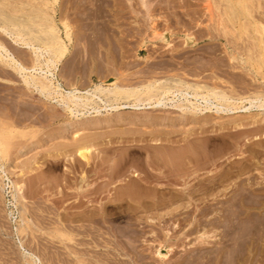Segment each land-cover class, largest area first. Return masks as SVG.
Wrapping results in <instances>:
<instances>
[{"label": "rangeland", "instance_id": "rangeland-1", "mask_svg": "<svg viewBox=\"0 0 264 264\" xmlns=\"http://www.w3.org/2000/svg\"><path fill=\"white\" fill-rule=\"evenodd\" d=\"M42 24L51 97L0 65V264H264V109L214 108L264 103V0H0V27ZM55 83L127 98L77 119Z\"/></svg>", "mask_w": 264, "mask_h": 264}, {"label": "bare ground", "instance_id": "bare-ground-1", "mask_svg": "<svg viewBox=\"0 0 264 264\" xmlns=\"http://www.w3.org/2000/svg\"><path fill=\"white\" fill-rule=\"evenodd\" d=\"M18 15V14H17ZM249 16V15H247ZM48 18V17H47ZM17 21V20H16ZM248 24V23H247ZM43 25V24H42ZM49 26V25H48ZM46 27L44 29V25L43 26H40V28H43L42 30L40 29H33V31H30L29 29H25L26 32H28V35L27 37L22 33V29H13V32H11V30L9 28H6L5 26L4 27H0V34H2L3 36L5 37H8V38H11V40L13 41V44L17 47H21L22 50H28L30 51V54L28 56L31 57V61L29 60H25L26 61H29V66H28V63H24L23 61H21V59L19 60L17 58V55H14L10 48L5 44V42L3 41V43L0 42V65L1 66H4V67H7L9 68L10 70H12L13 72H16L17 74H19L18 76H20L25 85L28 87V88H32V89H36V91H40L43 95H45L44 93L46 92L48 94V96L51 97L52 93L50 94V89L53 88L50 86H54V83L53 81L56 79L55 78V75L49 71V68L48 71H45L43 68H42V64H43V61L45 60V58H50V62L54 63L53 61V58H57V59H60L62 60L64 55H63V46L60 42V39L59 37L57 36V34L55 33V31L53 30V28L51 27ZM245 26V25H244ZM73 33V32H72ZM68 37H70L68 34H67ZM2 36H0V39H1ZM4 39V37H2ZM2 39V40H3ZM73 39V38H72ZM6 40V39H5ZM70 40V39H69ZM118 42V41H117ZM264 43V42H262ZM12 44V43H11ZM112 44V43H111ZM41 45L46 47V49H42L41 48ZM263 45V44H262ZM257 48V47H256ZM24 52V51H23ZM15 53V52H14ZM26 54V53H25ZM24 54V55H25ZM255 55V54H254ZM25 57V56H24ZM22 57V58H24ZM28 59V58H26ZM24 60V59H23ZM48 60V59H47ZM49 61V60H48ZM45 63V62H44ZM89 63V62H88ZM57 64V63H56ZM111 64V63H110ZM46 65V64H44ZM54 65V64H53ZM119 75V74H118ZM72 76V75H71ZM151 76V75H150ZM177 77V76H176ZM70 80V79H69ZM160 81V80H159ZM163 81V80H162ZM68 82V81H67ZM161 82V81H160ZM167 82V81H166ZM165 82V83H166ZM184 82V81H183ZM70 83V82H69ZM56 84V83H55ZM80 84V83H79ZM82 84V83H81ZM57 85V89L56 91H58L59 93L58 96H62L65 100H63L62 104H64V106L70 110V114L73 115L74 118H77L79 119L80 117H82L84 114H80V112L82 111H85L86 109H88L90 106H92V104H94L96 106V101H98V103H103L105 104V100L107 102H110L111 101H120L121 100V97H124L126 96V90L120 88L117 86V83H114L112 85H108L109 87L105 88L103 86H96L94 89H90L86 92H82V90L80 91L79 89H76V88H73L72 90L70 91H65V95L61 94L60 92L63 91L61 89V86L59 84H56ZM55 85V86H56ZM136 85V84H135ZM127 86V85H126ZM149 86V85H148ZM73 87V86H72ZM79 87V86H78ZM86 87V86H85ZM89 87V86H88ZM133 87V86H132ZM179 87V86H178ZM127 88V87H126ZM154 88V87H153ZM153 88H148L146 89L147 93L150 95V93H154L153 91ZM177 88V87H176ZM190 87H187V90L189 89ZM169 89V88H168ZM175 90V89H174ZM196 90V89H195ZM128 91V90H127ZM166 91V90H165ZM182 91V90H181ZM180 90H176V93L175 94H180L182 95V97H188L190 96L188 93H184L183 91L181 92ZM213 91V90H212ZM31 92V91H30ZM130 92V90H129ZM161 92V91H160ZM40 93V94H41ZM63 93V92H62ZM171 93V91H166L164 92V95L166 94H169ZM196 93V92H195ZM199 94V92H198ZM215 98L219 101V102H222L223 104L224 103H229L230 102V98H227L225 96V94H219V93H216L214 92L213 93ZM140 95V94H139ZM174 95V94H173ZM185 95V96H184ZM48 96H46V99H49L47 98ZM56 96V95H55ZM152 96V95H151ZM175 96V95H174ZM193 96V95H192ZM204 96V95H203ZM153 97V96H152ZM178 97V95H177ZM57 98V96H56ZM59 98V97H58ZM57 98V99H58ZM127 98V96H126ZM139 98V97H138ZM196 98V99H195ZM201 98V97H200ZM199 98V100H201ZM205 98V97H204ZM55 99V98H54ZM56 99V100H57ZM61 99V98H60ZM153 99V98H152ZM166 99V98H165ZM188 99V98H186ZM194 99L195 100H198V95L194 96ZM258 99V98H257ZM185 100V99H184ZM183 100V101H184ZM51 101V100H50ZM58 101V100H57ZM151 101V100H149ZM148 101V103H150ZM170 101V100H169ZM175 101V100H174ZM183 101H181L183 103ZM202 101V100H201ZM217 101V102H218ZM233 101V100H232ZM240 101V100H239ZM250 101V100H249ZM257 101V100H256ZM259 101V100H258ZM257 101V102H258ZM61 102V100H60ZM106 102V103H107ZM136 102V101H135ZM152 102V101H151ZM200 102V101H199ZM203 102L206 104V105H211V103H209V101H207L206 99L203 100ZM235 102V101H234ZM247 102V101H246ZM118 103V102H117ZM116 103V104H117ZM147 103V102H146ZM163 103V102H162ZM175 103V102H174ZM184 103H188V105H190V108L189 107H186L184 106L183 104L178 107L179 111H186V112H190V113H198V112H203L202 109L198 108L200 106H196L195 104L191 103V101L189 100H185ZM198 103V102H197ZM203 103V104H204ZM249 103V102H248ZM113 104V103H112ZM115 104V103H114ZM143 104V102H142ZM156 104V103H155ZM200 104V103H199ZM73 106V108H71V106ZM119 105V104H118ZM161 105V104H160ZM222 105V104H221ZM230 105V104H229ZM234 105V104H232ZM140 103L138 105H134L133 108H136V109H139L140 107ZM143 106V105H142ZM146 106V105H145ZM150 106V105H148ZM147 106V107H148ZM154 106V105H153ZM225 106V105H224ZM223 105L222 106H216L214 107L216 109L215 113H226L229 112H234L233 114L237 113V111H242V110H250V109H253V108H257V109H264V103H261L260 102V105H256L255 103V100L254 101H250V107L247 108V107H241V108H236V109H232V108H227V107H224ZM236 106V105H235ZM94 107V106H93ZM98 107V104L97 106ZM151 107V106H150ZM161 107V106H160ZM238 107V106H237ZM95 108V107H94ZM93 108V111L96 110ZM119 108H121V106H116V107H111V110H118ZM142 108V107H141ZM210 108V107H209ZM208 108V109H209ZM108 109V108H107ZM144 110V109H142ZM88 111V110H87ZM86 112V111H85ZM97 114L100 113L99 111H95ZM106 112V111H105ZM115 112V111H114ZM89 113V112H88ZM94 117V116H93ZM96 117H98L96 115ZM76 119V120H77ZM117 119V118H116ZM93 120V119H92ZM90 121V126H96V123H98L99 121L98 120H93V121ZM100 120V119H99ZM103 121V120H102ZM110 122V121H109ZM118 122V121H117ZM88 123V122H87ZM88 123V124H89ZM101 122H99L100 124ZM82 124V123H81ZM79 124L77 125V127L75 126V128H73V134L74 138L75 139L77 137V131L80 130V128L82 127V125ZM98 125V124H97ZM88 126V125H87ZM80 127V128H79ZM81 129H84V128H81ZM144 132V131H143ZM126 133V132H125ZM81 134V133H80ZM131 134V133H130ZM69 135V134H68ZM89 137V136H88ZM78 138V137H77ZM91 139V138H90ZM84 140V139H82ZM92 140V139H91ZM94 140V139H93ZM185 140V139H184ZM86 141V140H85ZM144 141V140H143ZM80 142V140H79ZM89 142V140H88ZM77 143V142H75ZM6 144V143H5ZM80 144V143H79ZM85 144V142H84ZM8 145V144H7ZM81 145V144H80ZM90 149V148H89ZM89 149H81L78 151V156L79 158L82 160V162H86L87 165L89 164V161H90V158H89V155H90V150ZM195 149V148H194ZM194 151V150H193ZM77 152V151H76ZM57 155V154H56ZM159 156V155H158ZM139 157V156H138ZM138 159V158H137ZM180 159V158H179ZM165 160V159H164ZM127 161V160H126ZM144 161V160H143ZM108 162V161H107ZM128 162V161H127ZM169 162V161H168ZM162 165L164 164V161L162 160ZM178 165V164H177ZM27 166V165H26ZM115 167V166H114ZM148 167V166H147ZM166 167V166H165ZM164 168V167H163ZM106 169V168H105ZM161 169V167L159 168ZM151 170V169H150ZM156 170V169H155ZM162 170V169H161ZM155 172V171H154ZM134 174V173H133ZM136 174V173H135ZM147 175V174H146ZM136 177H139L138 175L135 176ZM190 177V176H189ZM164 178V177H163ZM125 184V183H124ZM124 188V187H123ZM128 189V188H127ZM45 190V189H44ZM186 191V190H185ZM260 193V192H259ZM131 194V193H130ZM143 197V196H142ZM183 197V196H182ZM245 201L244 203H254L252 200L253 198H251L249 195H246L245 196ZM112 200V199H111ZM119 200V199H118ZM169 200V199H168ZM154 201V200H153ZM149 202V201H148ZM112 203V202H111ZM256 203V202H255ZM164 204V203H163ZM240 204V203H239ZM258 204V202H257ZM244 206V205H243ZM251 206V205H250ZM254 206V205H253ZM249 207V206H248ZM246 208V207H245ZM244 209V208H243ZM249 208H247L248 210ZM250 212V211H249ZM247 213V211L245 213H243L244 215ZM251 213V212H250ZM248 214V213H247ZM243 215V217H244ZM249 216V214H248ZM246 217V215H245ZM261 218V217H260ZM246 220H249V219H246ZM261 221V220H260ZM249 222V221H248ZM248 225V224H247ZM247 227V226H246ZM248 228V227H247Z\"/></svg>", "mask_w": 264, "mask_h": 264}]
</instances>
